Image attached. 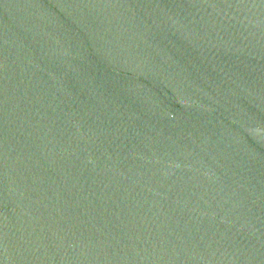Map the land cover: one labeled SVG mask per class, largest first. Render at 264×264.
Listing matches in <instances>:
<instances>
[{"label":"water","instance_id":"95a60500","mask_svg":"<svg viewBox=\"0 0 264 264\" xmlns=\"http://www.w3.org/2000/svg\"><path fill=\"white\" fill-rule=\"evenodd\" d=\"M0 264H264V0H0Z\"/></svg>","mask_w":264,"mask_h":264}]
</instances>
